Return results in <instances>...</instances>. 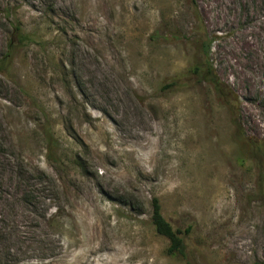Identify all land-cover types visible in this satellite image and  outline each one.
<instances>
[{
    "label": "rangeland",
    "instance_id": "374dc122",
    "mask_svg": "<svg viewBox=\"0 0 264 264\" xmlns=\"http://www.w3.org/2000/svg\"><path fill=\"white\" fill-rule=\"evenodd\" d=\"M0 264H264V0H0Z\"/></svg>",
    "mask_w": 264,
    "mask_h": 264
},
{
    "label": "trees",
    "instance_id": "16d2710c",
    "mask_svg": "<svg viewBox=\"0 0 264 264\" xmlns=\"http://www.w3.org/2000/svg\"><path fill=\"white\" fill-rule=\"evenodd\" d=\"M18 30V29H17ZM20 40H24V37H22ZM11 44V41H9V46ZM202 66H197L194 68L195 76H202V78L207 79L213 86L215 90H218L219 92L222 90L221 83L217 76L211 71L210 68H206ZM206 70V71H205ZM208 75V76H207ZM151 207H152V213H151V222L155 228V231L168 239L169 246L167 248V252L172 255H181L184 256V243H183V236L179 229H173L169 222L162 216L160 211V205L157 198H153L151 200ZM188 230L185 231L187 233Z\"/></svg>",
    "mask_w": 264,
    "mask_h": 264
},
{
    "label": "bare ground",
    "instance_id": "6f19581e",
    "mask_svg": "<svg viewBox=\"0 0 264 264\" xmlns=\"http://www.w3.org/2000/svg\"><path fill=\"white\" fill-rule=\"evenodd\" d=\"M261 28V27H260Z\"/></svg>",
    "mask_w": 264,
    "mask_h": 264
}]
</instances>
